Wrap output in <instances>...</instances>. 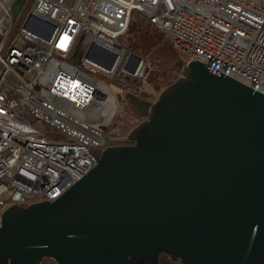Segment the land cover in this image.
<instances>
[{"label":"water","instance_id":"water-1","mask_svg":"<svg viewBox=\"0 0 264 264\" xmlns=\"http://www.w3.org/2000/svg\"><path fill=\"white\" fill-rule=\"evenodd\" d=\"M21 0L13 4V15ZM53 201L0 213V264H264V92L199 60Z\"/></svg>","mask_w":264,"mask_h":264},{"label":"built area","instance_id":"built-area-1","mask_svg":"<svg viewBox=\"0 0 264 264\" xmlns=\"http://www.w3.org/2000/svg\"><path fill=\"white\" fill-rule=\"evenodd\" d=\"M15 1L0 0V213L53 201L96 165L97 149L125 144L115 123L125 103L97 76L119 74L123 89L141 81L152 95L147 60L119 41L133 11L185 63L264 92V0H21L13 15Z\"/></svg>","mask_w":264,"mask_h":264},{"label":"rangeland","instance_id":"rangeland-1","mask_svg":"<svg viewBox=\"0 0 264 264\" xmlns=\"http://www.w3.org/2000/svg\"><path fill=\"white\" fill-rule=\"evenodd\" d=\"M144 23L146 24V22ZM146 26L148 27V25ZM159 36V33L148 27L146 29L144 28V33L142 32L139 36L137 35L136 38H132L131 40L132 48L140 52L142 56L147 60V66L149 68L147 81L150 80V82L153 83L150 85V87L151 89L153 88L152 95L155 97L154 100L157 98L158 94L165 86L172 83L178 78V76H180L181 67L177 64V62L180 61L183 64L185 63L184 55L175 47L173 48L164 39L159 41ZM126 37L127 35L125 36V38ZM153 62L154 64H157V66L153 67ZM76 64L79 65L78 62H76ZM97 77L106 82L116 93V95L120 96L121 100L125 102V100L127 99L126 91L121 86V83L124 81V79L119 74L115 75L113 78H105L102 76ZM134 107L129 106L127 112H133L134 115L136 113L134 111ZM135 115V118H127L130 120L129 123L131 127H129V124L126 125L122 123L120 118L115 119V123L123 127V136H127L130 130L143 119V116L141 114L140 116L138 114ZM94 126L96 128H99L97 125ZM47 259L49 258L43 259L42 262Z\"/></svg>","mask_w":264,"mask_h":264},{"label":"trees","instance_id":"trees-1","mask_svg":"<svg viewBox=\"0 0 264 264\" xmlns=\"http://www.w3.org/2000/svg\"><path fill=\"white\" fill-rule=\"evenodd\" d=\"M146 22V24L144 23ZM145 24V26H144ZM146 25H148L149 28H151L152 30L156 31L157 33H159V38L158 40L161 41L162 39H164L165 41H167L172 47L173 45L165 38V36L155 27L151 24V22L140 12L138 11H133L131 13V16H130V20H129V24H128V28L125 32V34L123 36L120 37L119 41L122 45L126 46L127 48L139 53L140 55H142L140 52H138L137 50H135L134 48H132V44H131V40L132 38H136V36L140 35L142 32L144 33V28H148ZM130 34V35H129ZM127 35V37L125 38V36ZM132 36V37H131ZM174 48V47H173ZM151 65V64H150ZM152 66L155 67L157 66V64H154V62L152 63ZM175 67V65H174ZM148 70L149 68H147V71H146V76L144 77V80H143V83L151 90L152 92V89L150 87L151 84H153L152 82H150V80L147 81V74H148ZM141 81H134V80H126L125 84V88L124 90L126 92H131V93H134L138 96H142L143 95L140 93V90L138 88L139 84H140ZM145 98L148 100V101H153L154 100V96L153 95H147L145 96ZM125 110H124V113L123 115L120 117L122 123L128 125L129 124V127L130 126V120L127 119V118H135V114H139L138 110L134 107V105L132 103H130V101L128 100V98L125 100ZM131 106V107H134L135 108V114L133 115V112H127L128 111V107ZM42 264H56L54 261H52L51 259H47L45 260L44 262H42ZM160 264H179L178 262H172L170 261L167 256L165 255H161L160 256Z\"/></svg>","mask_w":264,"mask_h":264}]
</instances>
